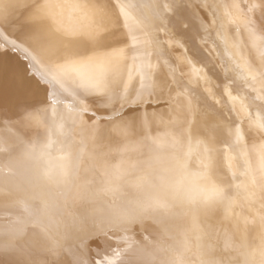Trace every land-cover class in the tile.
Listing matches in <instances>:
<instances>
[{"label": "bare ground", "instance_id": "1", "mask_svg": "<svg viewBox=\"0 0 264 264\" xmlns=\"http://www.w3.org/2000/svg\"><path fill=\"white\" fill-rule=\"evenodd\" d=\"M118 3L152 89L114 121L92 116L95 98L78 112L67 97L41 124L17 123V104L43 95L28 68L127 52ZM0 33V113L13 118L0 123V264H67L97 225L105 241L122 224L119 264H264V0H0Z\"/></svg>", "mask_w": 264, "mask_h": 264}, {"label": "snow or ice", "instance_id": "2", "mask_svg": "<svg viewBox=\"0 0 264 264\" xmlns=\"http://www.w3.org/2000/svg\"><path fill=\"white\" fill-rule=\"evenodd\" d=\"M115 6L118 17H124L120 25V43L128 46L127 52L125 48L107 44L103 46V49L106 50L103 56L97 54L100 50L91 52L92 55H87L81 51L65 53L62 62L49 66V71L42 73L40 77L31 73L30 68H28L29 76L36 81V85L42 90L43 95L41 99L35 102L22 101L17 104V123L41 124L48 118L50 112L55 113L57 105L65 103L67 97L72 98V102L68 104L69 111L78 112L88 111L87 101L95 98L97 107L102 111L99 113L93 111L92 116L98 121H114L123 115L125 106H135L145 92L152 89V74L149 70L151 66L144 60L140 47H138L143 46L145 41L140 40L136 35V27L128 23L129 17L125 12V6L119 3ZM124 28L128 29L127 32L124 31ZM88 29L90 33L95 31L92 24L88 25ZM59 30H62L67 37H76L81 28L65 29L60 26ZM0 40H7V37L0 33ZM9 43L16 44V41H9ZM2 46L0 44V47ZM18 47L24 52V56L31 67H37L38 61H40L37 55L22 44ZM128 52L132 53L130 56L131 67L125 62ZM262 55H264V50H262ZM88 66H94L96 71L89 73L82 70ZM198 73L199 70L194 68L193 74ZM133 81L136 83L133 84ZM76 104L82 107L74 108L73 105ZM12 120L13 118L6 113H0V123L7 124ZM261 127H264V123L261 124ZM74 226L77 230H82L81 221ZM16 230L23 231V223L18 225ZM109 231L112 229H104L99 225L96 227V232L99 235L106 236ZM120 231L123 235L105 241H100L99 235H89L79 243V251L71 248L66 249L71 256L67 264H119L120 254L132 246L127 236L128 228L122 224ZM113 239L117 244L124 242L125 247H113ZM90 241H96L93 249L94 255H89L88 252ZM55 246L63 247L64 245L57 241ZM3 247L0 245V250H3Z\"/></svg>", "mask_w": 264, "mask_h": 264}, {"label": "rangeland", "instance_id": "3", "mask_svg": "<svg viewBox=\"0 0 264 264\" xmlns=\"http://www.w3.org/2000/svg\"><path fill=\"white\" fill-rule=\"evenodd\" d=\"M115 161H109V164L107 165V167H109V166H112V164L114 165L115 163H114Z\"/></svg>", "mask_w": 264, "mask_h": 264}]
</instances>
